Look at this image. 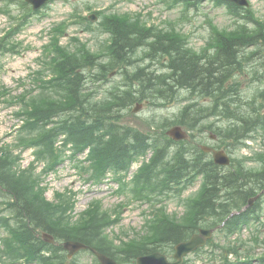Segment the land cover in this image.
<instances>
[{"label": "trees", "instance_id": "trees-1", "mask_svg": "<svg viewBox=\"0 0 264 264\" xmlns=\"http://www.w3.org/2000/svg\"><path fill=\"white\" fill-rule=\"evenodd\" d=\"M212 1L226 4L238 23L245 22L236 24L232 31L214 29L207 47L199 52L190 47L186 37L175 28L147 26L139 16L111 14L104 17L102 26L110 36L109 46L103 53L107 55L105 62H99L103 56L92 53L87 47H79L77 52L59 47L62 31L55 30L57 37L45 47L46 51L51 49L48 57L55 55L45 63L53 77L49 81L41 77L40 81L44 87L53 85L57 99L46 100L50 95L44 94L43 100L33 98L32 105L25 106L24 113L30 118L29 123L33 122L30 130L39 132L54 115L64 110L71 113L78 110L91 116V121L78 117L75 124L63 123L53 130L42 129L41 134L36 133L30 143L46 147L38 151V155L53 159L51 169L60 160L51 146L60 133H66L68 141L77 148L91 145L99 177L109 167L128 169L133 161L152 151L150 162L134 180L133 192L138 198L155 197V201L158 198L163 201L161 197H168L169 193L180 196L199 179L203 186L195 201L187 204L182 219H171L162 212L147 221V235L128 244L116 245L103 233L109 221L107 214L91 212L79 224L66 220L60 215L61 207L46 200L37 180L28 173L14 171L13 155L0 151V181L12 198L9 206L15 208L19 226V230L9 228L14 236L11 242L24 249L25 256L41 264H64L66 257L60 254V245H49L37 236V233L47 232L59 242H82L120 264H134L139 256L173 250L174 245L187 240L199 227L219 226L232 212L241 210L264 185V172L246 171L241 162L232 171L217 166L194 147L193 136L189 141H173L166 135L171 122L151 132L117 125L121 112L138 102L154 100L165 105L184 93L199 100H215L207 107H198L197 103L184 107L176 123L188 130L205 133L213 128L212 122L205 123L216 117L221 128L218 135L235 147L243 145L254 133L264 134L263 107L250 108L252 103L246 104L242 97L237 98L239 92L233 86L235 74L241 70L243 62L251 61L249 49L264 44V22L256 20L247 9L223 0ZM192 2L195 0H174V5L188 10L195 7ZM113 70L121 71L120 86L111 85L101 102L91 99L94 94L88 93L89 84L95 81L109 84L108 76ZM28 131L29 126H26L23 132L27 134ZM19 141L22 145L27 143L24 136ZM162 210L157 208V212ZM251 214L253 217L255 213ZM249 220V212H245L227 220L226 229L233 233ZM1 222L3 220L0 221L3 224ZM33 249L36 252L33 253ZM17 250L11 246V253ZM48 251L52 252L51 258L42 255Z\"/></svg>", "mask_w": 264, "mask_h": 264}, {"label": "rangeland", "instance_id": "rangeland-1", "mask_svg": "<svg viewBox=\"0 0 264 264\" xmlns=\"http://www.w3.org/2000/svg\"><path fill=\"white\" fill-rule=\"evenodd\" d=\"M172 1L52 0L42 9L35 11L27 0H0V148L4 147L6 152L20 158L19 162L13 156L15 171L30 174L37 182H41V187L43 181L46 198L61 207L60 215L65 216L66 220L70 219L74 224H79L84 216L90 215L85 214V210L95 203L115 217V225L106 232L117 245L122 244V241L130 243L133 240H140L142 236L147 235V228L144 226L147 211L152 210L151 205L141 201L129 202L127 196H120L117 191L118 184L111 175L108 176L109 179L102 181L92 180L90 168L93 165L86 157L90 148H81L76 152L77 156L70 157L73 145L68 141V137H59L57 143L51 146V150L64 158V161L49 173L50 160H45L39 154L36 155L35 162V149L26 151V148L19 145L17 130L22 126L20 120H24L25 117L18 116L17 112L25 106H31L33 98L43 100L46 97L44 94L50 95L46 100L57 99L53 85L44 87L41 83L35 82L39 77V71L49 72L45 63L55 57L52 54L47 58L48 52L44 46L52 44L53 29L56 27L62 30L58 39L59 47L72 52H77L79 47H87L95 54L102 53L108 47L110 36L101 23L103 18L110 14L139 16L148 25L175 28L188 38L191 46L197 51H201L208 44L214 29L232 31L235 27L234 19L225 6L215 2H204L199 9L185 12L181 6H172ZM250 4L255 15L264 18V0H250ZM92 14L98 17L95 22L88 20ZM260 53L255 58V61L259 62L248 64L238 78L242 87L241 95L245 98L251 96L255 90L264 88V48ZM105 61L106 59H102L99 62ZM253 64L255 65L252 66ZM253 67L261 71L259 77L252 76ZM110 79V84L120 86L122 80L120 76L113 74ZM91 87L92 93L98 94L96 98L103 99V94L110 85L99 86L95 83ZM259 96L256 99L261 102ZM181 97V100L164 106H161L162 102L153 100L150 105L144 104L137 114L132 113L130 109L127 110L129 112L123 111L121 123L143 132H151L160 125L164 126L168 120L176 118L183 106L188 104L184 102L186 97L184 95ZM78 117L88 122L91 118L82 112L61 111L39 132L41 134L42 129L53 130L59 127L61 121L75 124ZM28 124L31 125L33 122ZM218 124L216 122V125ZM36 135L34 131H28L24 140L30 143ZM263 149L264 143L259 138L240 150H233L232 155L234 159L254 157L257 160L259 157L256 153L262 152ZM144 158L146 163L148 154ZM250 166L257 168L260 162H251ZM139 167L140 164L135 165L131 175L136 173ZM198 189L196 186L181 197H163L167 205L166 216L174 220L181 218L185 212L186 200L196 195ZM9 204L3 192H0V217L8 218L13 225L14 209L10 208ZM96 212L97 210L92 213ZM261 214L259 220L255 219L257 218L255 216L250 217L246 225L231 234L226 231L216 232L207 246L189 255L184 264H242L240 262L262 264L260 260L264 257V210ZM3 236L0 229L2 243L0 253L3 252L1 248L4 246L3 242L7 240ZM232 249H236L237 253H232L230 251ZM248 258L253 259V262L246 263L245 260ZM3 262L9 261L7 258L1 260L0 255V264ZM74 262L94 264L92 254L84 252L79 253Z\"/></svg>", "mask_w": 264, "mask_h": 264}, {"label": "water", "instance_id": "water-1", "mask_svg": "<svg viewBox=\"0 0 264 264\" xmlns=\"http://www.w3.org/2000/svg\"><path fill=\"white\" fill-rule=\"evenodd\" d=\"M49 0H29L33 3L34 8H40L43 4ZM237 2L240 5L247 4L246 0H231ZM169 134L176 140L186 139L187 135L180 129L174 128ZM205 151H211L209 148H204ZM215 161L220 165L229 164V158L223 151L214 152ZM213 230H201L200 234L194 235L189 241L183 242L176 247L175 258L177 262L170 263L165 255L160 253H154L149 256H144L138 259V264H182L185 255L195 251L197 248L205 245L207 239L211 238ZM65 248L70 252L69 257L71 258L76 252L86 249L87 246L78 242H67ZM102 264H118L113 259L96 252Z\"/></svg>", "mask_w": 264, "mask_h": 264}]
</instances>
